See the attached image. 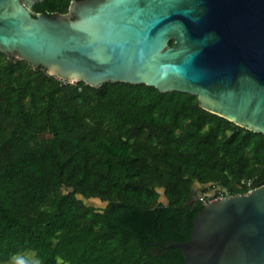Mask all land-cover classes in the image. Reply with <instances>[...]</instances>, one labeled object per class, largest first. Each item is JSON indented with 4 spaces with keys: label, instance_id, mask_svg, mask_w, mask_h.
Segmentation results:
<instances>
[{
    "label": "trees",
    "instance_id": "16d2710c",
    "mask_svg": "<svg viewBox=\"0 0 264 264\" xmlns=\"http://www.w3.org/2000/svg\"><path fill=\"white\" fill-rule=\"evenodd\" d=\"M262 185L264 134L195 96L68 83L0 52V264H186L158 244L187 241L206 202Z\"/></svg>",
    "mask_w": 264,
    "mask_h": 264
},
{
    "label": "water",
    "instance_id": "95a60500",
    "mask_svg": "<svg viewBox=\"0 0 264 264\" xmlns=\"http://www.w3.org/2000/svg\"><path fill=\"white\" fill-rule=\"evenodd\" d=\"M0 0V52L68 83L144 84L264 134V0H80L67 14ZM172 43V45H170ZM186 264H264V185L208 201Z\"/></svg>",
    "mask_w": 264,
    "mask_h": 264
},
{
    "label": "rangeland",
    "instance_id": "374dc122",
    "mask_svg": "<svg viewBox=\"0 0 264 264\" xmlns=\"http://www.w3.org/2000/svg\"><path fill=\"white\" fill-rule=\"evenodd\" d=\"M198 192H201V188L199 186H196ZM213 192L214 191H208V194L209 196H212L213 195ZM211 201H214V199H212ZM86 203L88 205H98L100 204L99 201L97 200H90V201H86ZM25 260H28V261H33L34 260V256L32 253H26L24 256H15L11 259L10 262H8V264H24V261Z\"/></svg>",
    "mask_w": 264,
    "mask_h": 264
},
{
    "label": "built area",
    "instance_id": "2783aa9c",
    "mask_svg": "<svg viewBox=\"0 0 264 264\" xmlns=\"http://www.w3.org/2000/svg\"><path fill=\"white\" fill-rule=\"evenodd\" d=\"M247 185L250 186V182H248ZM252 190H253V189L250 188V189L248 190L247 193L251 192ZM222 198H226V197H222V196H221V197H219V198H217V199H214V200H218V199H222ZM210 201H211V200H210Z\"/></svg>",
    "mask_w": 264,
    "mask_h": 264
}]
</instances>
